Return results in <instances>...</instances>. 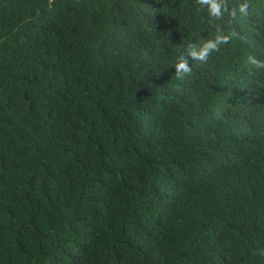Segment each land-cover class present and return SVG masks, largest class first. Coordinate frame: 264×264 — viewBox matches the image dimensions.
I'll list each match as a JSON object with an SVG mask.
<instances>
[{"label": "trees", "instance_id": "16d2710c", "mask_svg": "<svg viewBox=\"0 0 264 264\" xmlns=\"http://www.w3.org/2000/svg\"><path fill=\"white\" fill-rule=\"evenodd\" d=\"M225 4L0 0V264H264V0Z\"/></svg>", "mask_w": 264, "mask_h": 264}, {"label": "clouds", "instance_id": "9594fccd", "mask_svg": "<svg viewBox=\"0 0 264 264\" xmlns=\"http://www.w3.org/2000/svg\"><path fill=\"white\" fill-rule=\"evenodd\" d=\"M197 2L202 9H206L210 18L220 19L225 12H229V9L225 4V0H197ZM248 7L247 2H241L237 7L232 8L229 14L234 18L238 13L241 16H246L248 14ZM229 40V35L218 33L215 39L206 41L199 48L194 45H189L188 55L193 60L206 62L212 52L218 51L220 46L229 43ZM249 62L254 65L257 70H264V60L249 57ZM189 72H191V68L187 59L182 58L175 64V74L177 75V78H181L183 74Z\"/></svg>", "mask_w": 264, "mask_h": 264}]
</instances>
